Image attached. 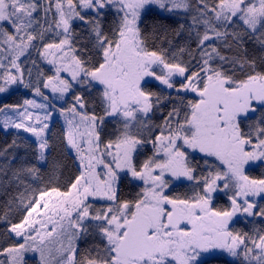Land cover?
<instances>
[{
  "label": "snow or ice",
  "instance_id": "snow-or-ice-1",
  "mask_svg": "<svg viewBox=\"0 0 264 264\" xmlns=\"http://www.w3.org/2000/svg\"><path fill=\"white\" fill-rule=\"evenodd\" d=\"M152 5L169 13L195 10L188 28L197 41L189 52L195 65L146 45L140 25ZM77 21L94 41L93 56L77 54L83 52L74 43ZM249 41L264 50V0H0V93L19 83L44 101L0 107V123L35 137L33 155L44 161L48 121L58 111L67 125L66 148L79 161L66 190L33 189L21 194L22 207L0 215L8 223L5 242L12 241L0 245V264H27V253H38L39 264H198L213 249L240 257V264H264V229L249 235L231 228L239 216L264 218V205L253 199L264 195V179L245 172L264 160V113L258 125L242 128L264 108V71L257 70L264 54L249 56ZM32 50L54 66L53 75L37 70L35 83L25 80L21 62ZM149 77L177 93L158 124L150 114L171 98L147 90ZM74 82L100 88L99 114L81 93L57 108L42 91L64 99ZM107 121L114 127L106 133ZM148 145L151 154L140 160ZM15 146L13 140L8 147ZM13 159L0 173L37 174L28 160ZM124 178L139 188L130 199L121 192ZM181 178L192 182V194H169L172 180ZM218 192L231 193L229 207L214 206ZM96 200L104 205L95 207ZM13 211L23 213L18 222L8 219ZM88 236L100 243L80 249L77 241Z\"/></svg>",
  "mask_w": 264,
  "mask_h": 264
},
{
  "label": "trees",
  "instance_id": "trees-1",
  "mask_svg": "<svg viewBox=\"0 0 264 264\" xmlns=\"http://www.w3.org/2000/svg\"><path fill=\"white\" fill-rule=\"evenodd\" d=\"M194 5L196 0H191ZM195 15V10L182 11L179 13H168L160 11L154 7H149L142 14V23L140 25L143 33V39L150 50H163L169 59H172L173 54H176L177 60H182L184 62H191L195 65L196 61L192 60L189 56V52L196 49V36L195 31L189 33L188 28L191 25V17ZM115 19L114 10L109 12L105 25H110ZM180 25H184V29L177 30ZM203 32V26L198 29ZM73 31L75 33V46L83 50L78 51V55H82V58H87L94 55L93 49V39L89 36L88 30L80 22H75L73 24ZM52 34L49 35L51 38ZM44 42H49L46 39ZM217 46H221L219 42L214 41ZM248 48L249 56H259L264 54V50L260 49L259 46L255 45L254 42L249 41L246 44ZM185 48L184 53H180L179 49ZM34 51V50H32ZM231 54V53H229ZM198 59V54H197ZM34 67V66H33ZM37 67V66H35ZM192 70H195L193 67ZM258 71H264V66L257 68ZM45 76L49 73L47 70L43 72ZM144 87L149 90L156 92L164 97H170L171 100H166L161 105L160 109L154 110L150 114V118L153 123L158 124L162 121L163 115H166L167 111L171 108L172 102L176 100L177 93L174 89H165L160 84L158 85L155 81H146ZM18 88L12 89L8 93L2 95L0 98V107L6 104H18L22 103L25 99L23 91ZM81 93L88 97L91 101L88 110L92 111L95 105V111L99 114L101 109L99 106V92L100 88L96 87L92 91L80 90ZM191 97H185V99H190ZM264 113V108L257 107L255 113L250 114L249 119L242 124V128L248 131V126H256L259 124L261 114ZM47 131V137L49 140L50 148L46 152V159L43 163L35 159L33 155V150L36 147V142L30 137L26 136L22 132L9 130L3 131L0 128V165L4 164L9 159L13 158L12 163L17 164L21 160H28L30 162L29 166L35 165L38 169L36 175H31L28 173L22 174L18 179L13 177L11 171L7 175L0 173V215H3L8 207L16 209L22 207L19 203L21 194L28 197L32 194L33 189H42L45 187L56 186L60 187L61 191L66 190L67 186L74 180L76 175H79V167L75 161V158L66 148V142L64 139L65 131L58 120H54L49 124ZM114 125L112 121L106 122L105 131L111 132ZM13 140L16 142V146L9 148L8 146L12 144ZM7 149L5 153L3 150ZM151 154V145H148L144 149V155L140 156L139 159L142 160L146 155ZM197 161L200 157L195 156ZM245 172L253 179H264V164L253 163L245 167ZM121 192L125 198H132V196L139 190L138 186L130 184L127 178L123 179L120 185ZM169 194H179V195H191L193 192V184L187 183L185 181H180L179 183L171 186L169 188ZM104 205V204H103ZM259 205H264V199L259 201ZM101 207L102 205H96ZM214 206L216 207H229V200L221 194L215 196ZM20 211H13L9 214L8 219L11 222H18L21 218ZM8 227L7 221L0 220V245L6 246V243H11V240L5 242L4 232ZM232 230L240 233H248L252 235L257 229H264V221L260 219L255 220H238L234 222L231 227ZM93 243H100L99 238H93L88 236L82 238L78 241V246L80 249H84ZM36 259H26L27 264H38ZM198 264H240V258H229L224 255H212Z\"/></svg>",
  "mask_w": 264,
  "mask_h": 264
},
{
  "label": "rangeland",
  "instance_id": "rangeland-1",
  "mask_svg": "<svg viewBox=\"0 0 264 264\" xmlns=\"http://www.w3.org/2000/svg\"><path fill=\"white\" fill-rule=\"evenodd\" d=\"M150 7H154V8H156V9L160 10V11L167 12V11H165V10L160 9V8H159L158 6H156V5H152V6H150ZM146 9H148V8H146ZM146 9H145V10H146ZM182 11H183V10H177L176 12H173V13L176 14V13H179V12H182ZM168 13H169V12H168ZM77 22H78V21H77ZM32 60H36V62H37V66H38V67H35V66L33 67V65H32ZM21 62H22V67L24 68V77H25V80H26V81H30L31 83H35L37 70H40V71H43V72H44L45 70H47L48 73H49V75H53V74H54V66L51 65V64H49V63H47L46 60L40 58V57L38 56V54L36 53L35 50L31 52V55H30V56H28V55L26 54L25 57H22V58H21ZM29 68L32 69V75H31V77L28 76V69H29ZM62 75L67 76L66 73H62ZM146 81H155V82L158 83V85L160 84L159 81H156L154 78H151V77L146 78ZM177 82H179V78H177ZM160 85H161L163 88L167 89L166 86H164V85H162V84H160ZM18 87H20L19 89L23 91V93H24L23 95L25 96V99H36L38 103H42V102H44V101L42 100V98L35 96V94L33 93V91H32L31 88H25L23 84H19V83H18V84H15V85H11V86L8 88V90H7L6 92H4V93H0V98L2 97V95L6 94V93H8L9 91H11L12 89H15V88H18ZM98 88H99V87H98ZM78 89H80V90H85V91H86V90H88V91H92L94 88H92V89H88L87 86L79 85V84H77V83L74 82V83H73V90H72L69 94H66L65 97H64V99H54V95H53V93L51 92L50 89H43V88H42V91L45 93L46 96L49 97L50 100H53V102L56 104V107H57V108H60V107H67V106L71 103V101H72V95L78 93V92H77ZM167 90H169V89H167ZM189 97L193 98L191 94L189 95ZM49 110H51V109H49ZM8 114H9V115H13V113H12L10 110L8 111ZM2 119H3V114H0V121H2ZM54 120H58V121L61 123V125H62L64 131L66 132L67 125H66V122H65V117H63L62 115H60V113H59L58 111H55V112H53L52 117H51L50 120L48 121V124H51ZM49 126H50V125H49ZM0 128H1L3 131L14 130V131L22 132V133H24L26 136L30 137L33 141L36 142L35 137H33L30 133H27V132L23 131L22 129H16V128H14V127L4 128L3 125H2V123H0ZM67 149H68V151L71 153V155L74 156L75 161H76V163H77V166L79 167V161H78V159L76 158V154H75V152H74L73 150H71L70 148H67ZM195 156L200 157L201 154L196 153ZM43 162H44V161H40V163H43ZM253 163H262V164H264V160L253 161V162H250V163H249L248 165H246V166H249V165H251V164H253ZM246 166H245V167H246ZM180 181H186V182H189V181H187V180H185V179H183V178H181L180 180H174V179H173V180H172V183L170 184V186L173 185V184H176V183H178V182H180ZM191 183H192V182H191ZM170 186H169V187H170ZM218 194L224 195L227 199H228V196L231 195L230 192L227 193V195H226L224 192H218V193L214 194V197H215L216 195H218ZM253 199H255L256 202L259 204V201H260L261 199H264V195H262L261 197H254ZM92 202L94 203V206H95V207H99V206H96V205H99V204H100V205L103 206V204H104L103 201H99V200L92 201ZM245 219H246V220L260 219V220H263V221H264V218H261V217H244V216H239L238 218H234L233 222L231 223V227L233 226L234 222H237L238 220H245ZM77 244H78V241H77ZM212 255H224V256H226V257L233 258V259L240 258V257H232V256L228 255L227 253L222 252L221 250L213 249V250H210V251H208V252H203V253H201L200 257H198V263H199L200 261H202V260L208 258V257H211ZM26 259H31V260H32V259H36L35 261H37V263L39 264V254H38V253H27V254L25 255V260H26Z\"/></svg>",
  "mask_w": 264,
  "mask_h": 264
},
{
  "label": "flooded vegetation",
  "instance_id": "flooded-vegetation-1",
  "mask_svg": "<svg viewBox=\"0 0 264 264\" xmlns=\"http://www.w3.org/2000/svg\"><path fill=\"white\" fill-rule=\"evenodd\" d=\"M185 182H186V181H185ZM178 183H179V182H178ZM187 183H191V182H187ZM176 184H177V183H176ZM173 185H175V184H173ZM173 185H171V186H173ZM171 186H170V187H171ZM170 187H169V188H170ZM214 200H215V197H214Z\"/></svg>",
  "mask_w": 264,
  "mask_h": 264
}]
</instances>
